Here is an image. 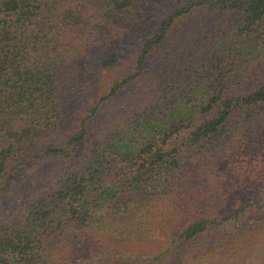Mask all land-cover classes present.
Segmentation results:
<instances>
[{"label":"trees","instance_id":"16d2710c","mask_svg":"<svg viewBox=\"0 0 264 264\" xmlns=\"http://www.w3.org/2000/svg\"><path fill=\"white\" fill-rule=\"evenodd\" d=\"M249 204L264 0H0V264H176Z\"/></svg>","mask_w":264,"mask_h":264},{"label":"rangeland","instance_id":"374dc122","mask_svg":"<svg viewBox=\"0 0 264 264\" xmlns=\"http://www.w3.org/2000/svg\"><path fill=\"white\" fill-rule=\"evenodd\" d=\"M154 6H158L157 2ZM147 24L152 25V22ZM242 221L247 225H243ZM229 228L231 231L246 229V232L238 237L235 235L236 239L218 249V253L213 251L195 258H187L183 254L182 260L176 264H264V204L246 205L237 217L229 219ZM223 235L225 238L227 234Z\"/></svg>","mask_w":264,"mask_h":264}]
</instances>
